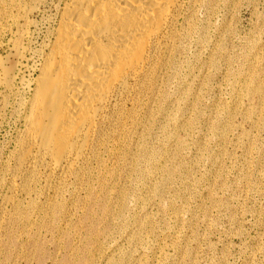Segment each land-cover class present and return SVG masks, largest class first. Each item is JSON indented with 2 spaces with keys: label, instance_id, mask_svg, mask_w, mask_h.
Instances as JSON below:
<instances>
[{
  "label": "rangeland",
  "instance_id": "obj_1",
  "mask_svg": "<svg viewBox=\"0 0 264 264\" xmlns=\"http://www.w3.org/2000/svg\"><path fill=\"white\" fill-rule=\"evenodd\" d=\"M61 5L0 0V264H264V0H184L157 77L72 173L20 165V82ZM19 25L27 56L10 89Z\"/></svg>",
  "mask_w": 264,
  "mask_h": 264
},
{
  "label": "bare ground",
  "instance_id": "obj_2",
  "mask_svg": "<svg viewBox=\"0 0 264 264\" xmlns=\"http://www.w3.org/2000/svg\"><path fill=\"white\" fill-rule=\"evenodd\" d=\"M183 7L184 0H62L57 10L58 24L49 41H44L41 59L32 66L36 76L20 79L30 93L23 104L28 138L20 165L49 160L53 171L63 168L72 173L86 155H99L115 135V126L130 112L128 101H134L135 93L155 78L165 48L176 45V28ZM23 25H19L18 38L12 39L17 60L4 69L3 81L10 89L27 56Z\"/></svg>",
  "mask_w": 264,
  "mask_h": 264
}]
</instances>
